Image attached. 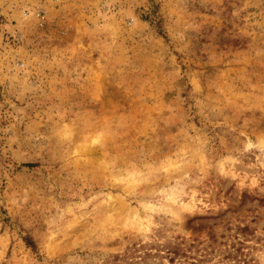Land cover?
<instances>
[{
    "label": "rangeland",
    "instance_id": "obj_1",
    "mask_svg": "<svg viewBox=\"0 0 264 264\" xmlns=\"http://www.w3.org/2000/svg\"><path fill=\"white\" fill-rule=\"evenodd\" d=\"M116 254L264 264V0H0V264Z\"/></svg>",
    "mask_w": 264,
    "mask_h": 264
},
{
    "label": "trees",
    "instance_id": "obj_2",
    "mask_svg": "<svg viewBox=\"0 0 264 264\" xmlns=\"http://www.w3.org/2000/svg\"><path fill=\"white\" fill-rule=\"evenodd\" d=\"M25 241H26V243L28 244V246H31L32 249H34V244L32 243V241H31L29 238H26ZM172 252H173L174 254H180V253L178 252V249H173ZM125 257H127V256H123V255H120V254L112 255V256L108 257L107 259H105L104 264H118V263H119L120 261H122L123 258H125ZM127 258H128V257H127ZM172 258H173V257H170V258H169V260H170L171 262H173ZM126 263H127V264H131V262H126ZM132 264H135V262L132 263Z\"/></svg>",
    "mask_w": 264,
    "mask_h": 264
}]
</instances>
